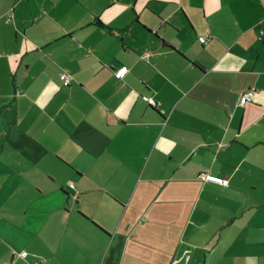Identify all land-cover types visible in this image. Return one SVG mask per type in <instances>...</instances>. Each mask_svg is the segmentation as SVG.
I'll use <instances>...</instances> for the list:
<instances>
[{
  "label": "crops",
  "instance_id": "0c3cea01",
  "mask_svg": "<svg viewBox=\"0 0 264 264\" xmlns=\"http://www.w3.org/2000/svg\"><path fill=\"white\" fill-rule=\"evenodd\" d=\"M261 31L264 0H0V264H264Z\"/></svg>",
  "mask_w": 264,
  "mask_h": 264
},
{
  "label": "built area",
  "instance_id": "2783aa9c",
  "mask_svg": "<svg viewBox=\"0 0 264 264\" xmlns=\"http://www.w3.org/2000/svg\"><path fill=\"white\" fill-rule=\"evenodd\" d=\"M8 21H11V17H8L7 18ZM261 33H264V31H261ZM200 41L202 43H206L207 40H208V36H200ZM128 71V66L127 65H122L119 69H117L115 71V76L117 78H122L125 73ZM70 81V77L69 76H65L64 77V82L65 84H68ZM254 92H255V88H250L249 90H247L242 96H241V99H240V103L241 105H246L247 102H249L252 98V96L254 95ZM144 99L151 102L152 104L154 105H160V103H158L156 100H154L152 97H149V96H144ZM201 177L206 179V180H209V181H212V182H215V183H219V184H227V179L224 178L223 176H219V175H215V174H206V173H201ZM72 188H75V185L74 184H71L70 185ZM74 200H77V196H74L73 197ZM28 255V252H22L21 253V256L23 257H26Z\"/></svg>",
  "mask_w": 264,
  "mask_h": 264
}]
</instances>
